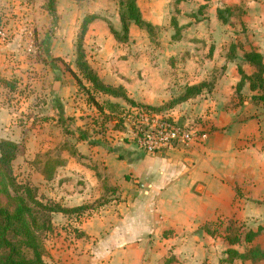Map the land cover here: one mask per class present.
Instances as JSON below:
<instances>
[{
	"label": "rangeland",
	"instance_id": "374dc122",
	"mask_svg": "<svg viewBox=\"0 0 264 264\" xmlns=\"http://www.w3.org/2000/svg\"><path fill=\"white\" fill-rule=\"evenodd\" d=\"M205 1L138 0L151 29L132 24L129 40L120 41L111 33L112 28L123 33L120 0H0V32L6 36L3 38L0 34V140L19 144V153L12 162L18 183L31 186L44 202L69 207L66 186L86 187V182L80 180L83 175L72 172V176H63L57 170L56 179L48 181V176L53 177L52 170L66 159L74 166L89 165L90 169L98 170L88 154L79 152L81 155H78V150L73 153L74 149H78V144L86 150L95 146L110 147L122 135L125 127L122 114L105 117L100 113L93 99L79 88L74 75L76 71L82 76L78 67V43L88 16L98 18L90 23L83 38L85 59L107 84L123 86L129 98L140 107L173 115L181 124H200L205 128L206 107L201 103L210 98L208 90L200 95V103L198 96L187 101L179 99L187 84L205 80L211 85L218 83L226 72L222 58L230 55L233 43H242L244 37H249L242 18L244 9L249 7L248 2L262 0H211L202 10L201 4ZM228 4L234 12L230 16L231 24H222L215 19L216 8H225ZM175 16L180 27H173L171 23ZM84 82L91 87L87 80ZM64 86L69 89L66 94H62ZM98 95L99 101L107 105L108 98ZM116 100L122 104L121 111L131 105L125 100ZM251 109L245 116L257 113ZM260 112L264 116V103ZM262 127L264 133V124ZM81 139L86 140L83 145ZM111 182L109 178L108 185ZM5 202L6 198L0 196V205ZM97 207L88 208L84 214H53L52 233L45 239L47 261L111 264L123 258L137 264H168L167 260H173L176 255L184 261L191 260L190 252L167 250L159 241L152 250L141 252L138 257L127 251L111 257L93 251L95 240L106 237L108 229L98 237L84 238L79 237L78 230L88 221L91 222L87 227H95L96 220L91 216ZM259 215L231 219L227 223L232 222L234 231L244 232L250 225L254 228L264 225V213ZM104 225L109 226L105 222ZM255 243L264 246V232ZM214 246V251L192 255L203 259V264L207 261L217 264L225 246L222 241Z\"/></svg>",
	"mask_w": 264,
	"mask_h": 264
},
{
	"label": "crops",
	"instance_id": "0c3cea01",
	"mask_svg": "<svg viewBox=\"0 0 264 264\" xmlns=\"http://www.w3.org/2000/svg\"><path fill=\"white\" fill-rule=\"evenodd\" d=\"M210 2L206 0L201 5ZM248 4L242 18L249 37H244L242 43H233L237 45L233 60L226 54L222 58L226 62V72L220 76L218 83L214 82L211 91L204 90L200 94L207 92L210 97H204L206 99L201 103L206 107L203 120L208 130L204 141L177 144L148 154L126 139L127 128L123 127L122 135L110 143V147L95 146L86 150L78 144V149H74L73 153L78 150V155H81L79 152L88 154L98 170L90 169L89 165L74 166L66 159L53 170V177L48 176V181H54L57 170L58 175L64 173L63 176H72V172L83 175L80 180L85 181L87 186H66L69 192L65 194L70 198L68 208L87 205L85 212L98 206L91 216L96 220L95 227H87L91 222L88 221L78 230L79 237L84 238L87 235L98 237L108 229L106 237L95 240L93 251L104 252L109 257L127 251L138 257L141 252L152 250L157 244L155 242L159 241L167 250L191 253L190 261L176 255L173 260H167L168 264H203L204 260H199L195 254L193 256V252L209 253L215 250L217 241H222L225 247L220 257H224L226 250L232 247L223 235H212L206 227L213 230L221 223L220 220L225 223L231 219L260 217L259 214L264 213V116L260 112L263 103L253 101V95L258 91H253L249 82L242 89H237L241 80L240 66L248 75L256 71V67L244 59L245 53L255 49L264 59V0ZM230 6L228 4L227 7ZM220 8H216L217 21L220 20L217 14ZM54 88L58 89L57 86ZM68 90L64 86L62 94ZM200 95L197 99L199 103ZM102 96L120 103L112 96ZM251 108L257 113L245 116ZM85 141L81 139L82 145ZM109 178L112 181L110 185ZM97 200L99 202L95 205ZM103 221L109 226L105 227ZM260 227L264 228V225L257 228L250 225L246 230L257 231ZM236 263L253 264L249 260H238ZM111 264L137 263L122 258L120 262ZM260 264H264V260Z\"/></svg>",
	"mask_w": 264,
	"mask_h": 264
},
{
	"label": "trees",
	"instance_id": "16d2710c",
	"mask_svg": "<svg viewBox=\"0 0 264 264\" xmlns=\"http://www.w3.org/2000/svg\"><path fill=\"white\" fill-rule=\"evenodd\" d=\"M120 5L122 7L120 22L123 33L120 34L117 30L111 29V33L117 40H129L132 24L140 28L151 29L152 25L143 18L138 0H120ZM205 6L207 7L206 4L202 6V10ZM233 13V10L228 7L217 10L218 18L223 23L230 22V16L232 17ZM97 18V16L93 15L86 17L78 43V67L82 76L76 71H74V75L79 88L85 90L89 95V99L91 98L90 100L93 99L100 113H103L105 117H118L116 115L129 113L132 109L140 108V105L137 103L136 105L135 101L129 98L123 86L115 87L104 82L85 59V51L82 44L83 38L88 32L90 23ZM171 23L173 27H180L176 16L172 17ZM236 48V44H232L230 47L231 53L228 56L230 60H233ZM244 59L254 65L256 71L252 75H248L240 66L241 80L237 89H242L249 82L251 89L258 91V94L253 95L254 102L264 103L263 55L252 49L250 52L245 53ZM83 78L91 84V87L86 85ZM213 87L214 84L211 85L207 80L187 84L184 89L185 93L180 97L179 101H187L202 94L204 90L211 91ZM98 94L122 99L131 105H129L130 107L127 110L124 109L126 111L124 112V110L121 111L123 108L121 103L108 100L106 105L105 102L101 103L97 99ZM106 110H109V112L106 113ZM158 112L162 113L160 110ZM18 153V143L7 139L0 140V196L6 198V202L0 205V264H52L46 260L48 250L45 245V239L52 233L53 214L56 212L64 214L84 212L87 205L68 208L44 202L31 186L18 183L12 166V162L16 159ZM220 222L213 230L206 227V230L212 235H223L232 246L226 250L225 256L220 259V264H237L236 261L238 260L243 262L249 260L253 264H260L264 260V247L261 244L254 245V241L264 232V228L260 227L257 231L249 229L244 232H236L233 229L232 222L227 223L225 221L224 223L222 220Z\"/></svg>",
	"mask_w": 264,
	"mask_h": 264
},
{
	"label": "built area",
	"instance_id": "2783aa9c",
	"mask_svg": "<svg viewBox=\"0 0 264 264\" xmlns=\"http://www.w3.org/2000/svg\"><path fill=\"white\" fill-rule=\"evenodd\" d=\"M0 34L6 38L4 33ZM121 117L128 137L148 154H155L177 144L204 141L208 137V131L200 124H181L177 118L150 108H135Z\"/></svg>",
	"mask_w": 264,
	"mask_h": 264
}]
</instances>
